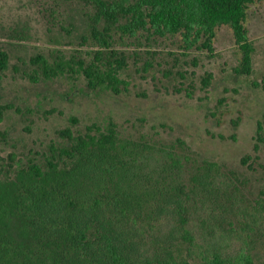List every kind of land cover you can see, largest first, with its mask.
I'll return each instance as SVG.
<instances>
[{
  "label": "trees",
  "instance_id": "16d2710c",
  "mask_svg": "<svg viewBox=\"0 0 264 264\" xmlns=\"http://www.w3.org/2000/svg\"><path fill=\"white\" fill-rule=\"evenodd\" d=\"M78 1L92 7L83 39L100 46L94 62L81 64L92 89L123 90L128 62L114 45L117 33L181 34L186 49L212 53L215 29L228 25L243 54L237 71H253L245 22L251 5L264 0ZM38 59L45 77L59 74ZM9 67L0 50V81ZM60 134L65 145H51L42 160L0 181V264H264L257 257L264 201L247 197L237 171L205 162L187 176L181 157L121 141L114 124ZM257 142L264 145V124Z\"/></svg>",
  "mask_w": 264,
  "mask_h": 264
},
{
  "label": "rangeland",
  "instance_id": "374dc122",
  "mask_svg": "<svg viewBox=\"0 0 264 264\" xmlns=\"http://www.w3.org/2000/svg\"><path fill=\"white\" fill-rule=\"evenodd\" d=\"M91 10L78 0H0V50L10 55L0 81V108L10 107L0 116V181L42 160L51 145H65L61 130L78 135L114 124L121 141L181 157L187 176L205 162L237 171L247 197L264 201V145L257 142L264 124V1L251 5L245 22L254 47L251 74L237 71L243 54L228 25L215 29L212 53L186 49L181 34L117 33L114 45L128 62L120 94L90 88L80 73L100 50L83 39ZM40 55L57 76L42 74ZM257 257L264 260V244Z\"/></svg>",
  "mask_w": 264,
  "mask_h": 264
}]
</instances>
